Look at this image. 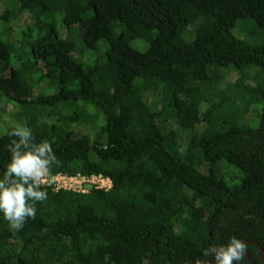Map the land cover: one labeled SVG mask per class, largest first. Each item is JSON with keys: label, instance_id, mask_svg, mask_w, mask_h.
Wrapping results in <instances>:
<instances>
[{"label": "trees", "instance_id": "obj_1", "mask_svg": "<svg viewBox=\"0 0 264 264\" xmlns=\"http://www.w3.org/2000/svg\"><path fill=\"white\" fill-rule=\"evenodd\" d=\"M0 3V177L23 124L52 175L110 181L47 187L19 231L0 213V264H194L231 236L262 264L264 44L232 29L264 0Z\"/></svg>", "mask_w": 264, "mask_h": 264}, {"label": "clouds", "instance_id": "obj_2", "mask_svg": "<svg viewBox=\"0 0 264 264\" xmlns=\"http://www.w3.org/2000/svg\"><path fill=\"white\" fill-rule=\"evenodd\" d=\"M15 137L7 145L9 160L0 177V213L12 231L21 230L28 219L36 217V203L48 198L53 166L59 161L48 141L30 143L34 139L26 125H17L9 133ZM246 244L235 236L227 243L209 246L194 264H239L245 259Z\"/></svg>", "mask_w": 264, "mask_h": 264}, {"label": "rangeland", "instance_id": "obj_3", "mask_svg": "<svg viewBox=\"0 0 264 264\" xmlns=\"http://www.w3.org/2000/svg\"><path fill=\"white\" fill-rule=\"evenodd\" d=\"M0 7L2 8H11L5 7L2 3H0ZM232 33L244 42L247 46L256 47L264 44V30L259 28L252 20H245L236 22ZM72 54V53H71ZM91 54L87 53L86 56ZM74 58L75 54L72 55ZM34 72L37 71L36 67H33ZM257 81H262L264 76L259 75ZM13 107V106H12ZM12 111V108L9 104H0V134L4 132L6 125H3V119L7 118V114Z\"/></svg>", "mask_w": 264, "mask_h": 264}, {"label": "built area", "instance_id": "obj_4", "mask_svg": "<svg viewBox=\"0 0 264 264\" xmlns=\"http://www.w3.org/2000/svg\"><path fill=\"white\" fill-rule=\"evenodd\" d=\"M49 187L54 191L65 190L76 193H87L91 189H109L110 181L101 175L80 176L59 173L52 175V183Z\"/></svg>", "mask_w": 264, "mask_h": 264}, {"label": "water", "instance_id": "obj_5", "mask_svg": "<svg viewBox=\"0 0 264 264\" xmlns=\"http://www.w3.org/2000/svg\"><path fill=\"white\" fill-rule=\"evenodd\" d=\"M248 242L253 244L257 248L258 254L260 257V261L262 264H264V252L262 251V249L258 246V244L256 242H254V241H248ZM245 258L248 260L249 264H255L253 259L251 258V256L247 253V251H246Z\"/></svg>", "mask_w": 264, "mask_h": 264}]
</instances>
